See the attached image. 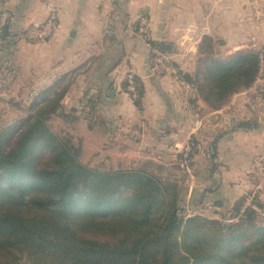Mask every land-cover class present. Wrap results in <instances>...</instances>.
Returning a JSON list of instances; mask_svg holds the SVG:
<instances>
[{"label":"crops","instance_id":"0c3cea01","mask_svg":"<svg viewBox=\"0 0 264 264\" xmlns=\"http://www.w3.org/2000/svg\"><path fill=\"white\" fill-rule=\"evenodd\" d=\"M50 10L57 15L51 37L23 41L20 35L42 25ZM4 15L3 94L28 93L40 102L63 93L58 113L72 116L80 160H101L112 169L103 172L146 163L180 173L175 179L195 214L210 219L250 195L264 210V100L248 104L244 97L264 86V66L253 87L218 110L179 76L194 73L204 39L235 53H264V0H0V22ZM142 19L152 46L169 59V73L153 72L149 47L138 35ZM128 74L141 86L138 106L126 91ZM187 146L193 155L185 170L180 159Z\"/></svg>","mask_w":264,"mask_h":264},{"label":"trees","instance_id":"16d2710c","mask_svg":"<svg viewBox=\"0 0 264 264\" xmlns=\"http://www.w3.org/2000/svg\"><path fill=\"white\" fill-rule=\"evenodd\" d=\"M211 43L199 46L194 73L179 76L218 110L252 87L264 53L254 48L217 59ZM134 80L138 106L141 86ZM62 96L0 128V264H264V226L250 210L239 216L245 200L221 215L236 221L223 227L201 215L185 217L177 183L146 171L149 164L115 172L83 165L80 143L48 125L64 115Z\"/></svg>","mask_w":264,"mask_h":264},{"label":"rangeland","instance_id":"374dc122","mask_svg":"<svg viewBox=\"0 0 264 264\" xmlns=\"http://www.w3.org/2000/svg\"><path fill=\"white\" fill-rule=\"evenodd\" d=\"M247 33L250 34L251 33L250 30L246 31V33H243V34H247ZM148 34H149V32H148ZM149 37H150V35H149ZM211 45H212V51L214 53V56L217 59H223V58L235 53V52L231 51L232 49H224L222 46H220L218 44V42L212 41ZM243 50L245 51L248 49H243ZM204 52H206V50H204ZM229 52H230V54H229ZM207 54L208 53H205V57ZM198 58H199V55H198ZM198 58L195 60V69H196ZM261 75L262 76L260 78L262 79V77H264L263 73ZM1 76L3 77L2 73L0 74V77ZM260 84H261V82H258V86H260ZM253 85H252V87H253ZM255 88H257L255 91L249 92V94H246V96H244V97H246L245 98L246 103L251 104V100H254L256 98L260 99L261 96H262V99H264L263 98L264 86L255 87ZM242 92H244V91H242ZM27 94L18 95L14 90L11 93L3 94V87L0 88V128L5 127V126H9V125H13L19 119L25 118L27 115L32 113L33 109L38 104H42L47 99V98H45V100L43 99L44 101L40 100V102H39L38 97L33 96L31 94H29V95H27ZM63 117L59 118V117L53 116L48 122L50 129L52 130V132H54L58 136L70 137L72 144L75 146H79V138L75 137L76 134L73 133V130L70 127L72 122H69V121L71 120L72 116L69 114L66 116L63 115ZM79 160H80V158H79ZM80 162L83 165H85L91 169H95V170H98L101 172L107 171V170L108 171L112 170V169L108 168L109 165L108 166L105 165L106 163L101 162V160L81 159ZM143 165L144 164H141L138 167L136 166V169H141ZM146 171L154 174L155 176H157L161 180H166V181L175 182V183H177V181H178L175 178L181 179V176H182L180 173H178V174L175 173L174 175H177V176L174 177L172 174L170 175V173L168 171L162 170L158 167H153V166L146 167ZM177 185L179 188L180 205L183 209V215L185 217L196 215L195 210H193V207H192L190 201L188 200L189 201L188 202L186 200V196L184 194V193H186V191L184 192L183 184H181V187L179 186L178 183H177ZM197 215H200V214L198 213ZM208 215L209 214H206L205 216L210 217ZM202 216H204V215L202 214ZM208 219H210V218H208ZM215 220H217L219 223H221L223 225V227H226L227 224L236 223L235 220L229 219V217H225L223 219L220 217V219H215ZM256 223L264 226V218H258L256 220ZM23 264H26V262H24Z\"/></svg>","mask_w":264,"mask_h":264},{"label":"built area","instance_id":"2783aa9c","mask_svg":"<svg viewBox=\"0 0 264 264\" xmlns=\"http://www.w3.org/2000/svg\"><path fill=\"white\" fill-rule=\"evenodd\" d=\"M254 1V0H252ZM7 16H3L1 19V25L6 22ZM57 27V15L55 10H50V13L45 20V22L42 25L31 27L25 32H23L20 35V38L23 41L29 42V43H44L46 42L51 35L53 34L54 30ZM138 35L142 37V39L145 41V44L149 47L150 53L153 58V66L152 70L155 73H169L171 71V66L169 63V59L167 56L158 48L152 46L151 40L148 34V24L147 22L142 19L139 23L138 27ZM126 91L130 95V98L135 101L137 99V91H136V84L134 77L131 74H128L126 76ZM191 152V147L187 146L183 149L182 153V159L180 161V168L181 169H187V159L188 155ZM255 196L250 195L243 203L239 210V216L242 217L243 214L250 210L255 213V215L258 218H264V210L257 206L255 203ZM235 220V219H233Z\"/></svg>","mask_w":264,"mask_h":264},{"label":"water","instance_id":"95a60500","mask_svg":"<svg viewBox=\"0 0 264 264\" xmlns=\"http://www.w3.org/2000/svg\"><path fill=\"white\" fill-rule=\"evenodd\" d=\"M161 49H162V50H167V49H168V46L163 45Z\"/></svg>","mask_w":264,"mask_h":264}]
</instances>
